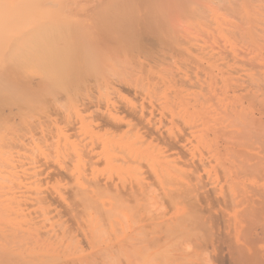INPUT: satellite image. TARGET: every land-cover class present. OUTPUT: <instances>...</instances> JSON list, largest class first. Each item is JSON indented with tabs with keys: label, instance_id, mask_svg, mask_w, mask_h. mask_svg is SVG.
<instances>
[{
	"label": "bare ground",
	"instance_id": "bare-ground-1",
	"mask_svg": "<svg viewBox=\"0 0 264 264\" xmlns=\"http://www.w3.org/2000/svg\"><path fill=\"white\" fill-rule=\"evenodd\" d=\"M154 1L111 0L90 5L81 3V0H0V264L8 260L7 256L13 258L11 255L28 260L29 264L38 260H41L38 264H65L70 251L77 249L75 242L63 244L64 237L60 246L56 243L58 247H54L56 244L52 241L54 246L50 241L39 238L40 232L33 234L28 230L31 233H26L16 228L14 233L12 227L17 224H11L12 215L15 216L20 206L15 209V195L11 199L6 195V189L17 183L15 179L18 174L13 170L20 171L17 164L21 163L23 156L20 152L25 148V142L35 141L34 134H28L35 129L37 122L40 126L46 125L45 122L52 123L48 119L52 114L66 119L64 129H60L63 142H58L60 151L64 153H68V147L76 145L69 138H77L72 135L79 130L82 133L85 131L84 120L73 123L71 116H65L58 110L57 103L74 106L81 103L83 111L94 110L90 118L95 121L99 132L103 131L97 138L101 144L95 143L100 150V154H97L111 171L119 161L128 169H133V163L156 156L160 144L169 153L167 157L175 161H189L187 157H190L194 144L203 145L204 132H199L193 144L194 141L189 140L192 139L191 133L188 139V133H183L182 127L181 130L167 128L175 122H184L191 130L192 126L187 125L192 124L188 122L195 121L196 124L199 117L203 120L208 115L205 105L209 97L203 93V78H199L203 63L199 54H195L194 42L190 43L197 39L194 40V31L196 34L199 31L204 33L200 28L205 27V21L210 24L214 22V29L223 30L225 28L222 27L228 25V18L231 17L233 21H239L234 27L239 29L240 33L237 32L242 39L254 43L258 48L261 33L255 26L264 20V0H190L191 3L186 0L190 6L192 3L196 6L194 9H190L184 0H177L179 5H185L183 9L177 7L176 0H173L176 7L173 4V7L170 6V0L166 1L167 6L162 5L163 0ZM158 2H161L159 7L152 4ZM180 25L185 29V32L182 31L184 29L181 32L186 34L182 39L186 37L190 41L186 38L183 41L180 31L176 33ZM201 34H198L200 38ZM204 34L207 39L206 32ZM235 36L239 37L238 34ZM186 72H190V76ZM192 73L195 75L192 76ZM102 98L103 101L106 99L104 107L100 106L102 101L99 105L97 102ZM189 106L192 107L191 111ZM186 127L183 130H188ZM92 148H95L94 144ZM228 150L227 153L232 151ZM39 153L45 152L39 150ZM14 157L19 158L17 161L20 162L12 163ZM27 158L30 159L29 156ZM49 165L56 166L52 168L56 169L54 175L57 177H68L67 170ZM47 166L43 168L44 173L41 171L44 175L49 170ZM244 166L247 168V165ZM201 170L196 172L201 173ZM241 172L236 174L238 179L235 181L228 178L232 183L227 190L225 186L219 188V185V189H207L203 177L194 179L190 174L175 176V188L170 192L168 203L172 206L171 217L161 221V218L150 216L149 239L146 238L144 242V251L136 253L141 260L138 263L264 264V180L258 182L254 178L251 184H247L239 180ZM171 174L172 171L169 172L170 178ZM45 176L43 179L48 183L51 178L48 180L47 174ZM48 198L49 195H45L46 202ZM124 206L126 208L122 203L120 207ZM229 210L231 213H228ZM6 227L13 231L10 228L5 230ZM10 230L14 234L5 240L2 233L9 236ZM28 234L31 237L36 234L37 238H31ZM117 238L121 242L122 237ZM60 250L67 255H59ZM79 251L75 250L74 253L78 254ZM74 253L70 255L75 257L77 254Z\"/></svg>",
	"mask_w": 264,
	"mask_h": 264
},
{
	"label": "rangeland",
	"instance_id": "rangeland-1",
	"mask_svg": "<svg viewBox=\"0 0 264 264\" xmlns=\"http://www.w3.org/2000/svg\"><path fill=\"white\" fill-rule=\"evenodd\" d=\"M109 1L111 0H81V3L86 2L90 5H99ZM166 1L169 2V0H163L164 3L162 2V5L165 4L167 6ZM170 1L172 3L170 2L171 4H169L172 7L173 5L176 7L175 4H177V7L179 6L178 8L181 9L183 6L179 5V2L182 0H178L179 2L176 0L175 4H173V0ZM187 2L188 1L184 3L187 4ZM152 4L159 7L161 2H158L156 5L155 3ZM189 4L187 5L190 9L196 8L193 3L191 4L193 7ZM221 13L223 14L222 11ZM182 21L183 20H181V22ZM231 21L235 23L233 24ZM228 22V25H225L226 27H222L225 29L218 31V28L214 29L216 23L211 22L212 24H210L209 21L208 23L205 21L204 29H200L202 31L204 30V33L206 32L207 39L203 32L202 34H204V38L200 33L201 31H197L198 34H201L200 38V35L196 34V31H194L195 38H192H194V40L197 39L196 41L191 40L190 42L191 44L194 42L193 44L195 47L194 45L193 47L197 50L195 54H199L198 56L203 63L201 69L202 72L199 71L201 74H199V78H203L201 80V84L204 87L203 93L206 95L208 94L207 96L209 97V101L205 105L208 115L207 118L203 120L199 117L196 120V124L195 121L193 123L188 122L192 124L187 125L189 127L192 126L191 130L186 127V123L184 122H177L178 124L175 122L167 126L168 129L172 127L173 130H181L180 128L182 127L183 133L185 132L186 134L187 131L188 134H186V136H188V139L189 133H191L190 138L192 139L189 140L192 142L194 141L193 144L196 142L195 139L199 132H204V138L202 139L203 145H197V143L194 144L195 147L191 148L189 154L190 157H187L189 161H185L187 159L175 161L172 157L171 160L170 157H167L169 153H166L165 148L160 144V151L158 149L159 153H157L159 155L156 154V156L148 159L143 158L139 163H133L134 165L132 164V166L130 164L133 169H128L127 165H123V163L119 161L117 162L118 164L116 163L118 168L116 167L111 171L105 167L104 163H102L104 161L99 158L100 156L97 154H100V150L99 148H96L98 145L95 143H98L99 145L101 144L97 138L102 135L101 133H103V131L100 133L99 129L96 127L95 121L90 118L91 113L94 110L85 112L83 111L81 103H78V106H74L66 104L65 102H59L56 106L58 110H60L65 116H71L73 123H78L81 120H84L86 125L85 128H88L89 130L84 129L85 131H83V133L79 130L82 134H79V131L74 133L72 136H76L77 138H69V140L73 139V142L75 141L76 145L73 144V146H75L74 148L73 146L68 147V153H64L60 151L58 142H63V135L62 133L60 134V129H64L66 119L52 114L48 117L52 123L49 122V124H47L45 122L46 125L42 126H40V123H36L35 129L28 134V136L34 134V143L27 140L25 142V148L22 149V151L20 150L21 152L19 151L23 156L20 158L21 163L17 164L20 162L17 161L19 159L17 157H14L16 161L13 159L14 161L12 162L14 164L17 162L16 164L19 167H17V169L20 171L13 170L14 172L16 171V175L18 174L16 176L18 178L15 177L18 180L15 179V183H17L6 189V195L10 199L12 195H15L14 199L16 198V200L14 206L15 209L16 206H20V211L18 210L19 212L17 211L18 214L15 213V216L12 215L11 224H17L15 225L16 227H12L14 231L12 228H9L14 233L16 228L18 231L22 230L21 232L26 231V233L33 232V234H39L40 232L38 236H40L39 238L41 240H46V242L48 240L50 243L52 241L54 244L57 243L58 246H60L59 243H61L63 237L64 240L62 239V242L65 245L69 241L70 243L75 242L74 244L77 246V249L75 250L80 251L77 254L74 253L75 250H71L70 254L72 253L73 255L74 253L77 255L74 257L69 254L65 258V264H140L141 262L138 263L139 256H136V253L144 251V242L149 239L147 233L150 231V226H148V224L151 225L149 221L150 216L161 218V221H164L166 218L170 219L171 217L172 206L168 203L171 199L169 197L170 192L175 188V181L173 179L175 176L180 177V175L190 174L194 179H202L203 177L204 179L202 181H205V185L207 184V189H219L221 186H225V190H227L229 187L228 185L232 183L230 180L235 181L238 179L236 174H239L240 171L242 172L241 179L239 180L245 181L247 184H251L254 181V178L256 181L258 179V182L264 180V20H262V23H258V25L256 24L255 26L259 29V33H261L258 37V48L254 43H248L245 39H242V36L238 31L239 29L237 30V28L234 27L237 25L236 23L239 22L238 20L234 19L233 21L230 17L228 18ZM206 24H209V26ZM239 24L240 23H238V25ZM212 25H214V27H212ZM180 27L183 26H178L176 28V33L177 30L180 31V33H178L182 39L186 34L181 32V29H184V27ZM208 28H210V30H208ZM182 31L185 32V29ZM235 33H237L239 37L235 36L237 35ZM177 34L176 36L180 38ZM210 37H212V39ZM184 39L182 40L185 41ZM187 39L188 38H186V40ZM188 40L190 41V39ZM183 73H181V79L184 78ZM187 75L190 76V72L189 74L187 73ZM191 75L193 76L195 74L192 73ZM100 101H102L100 106L104 107L106 105V99H104V101L103 98L98 100V105ZM191 108L192 107L189 106L190 111ZM190 111L189 113H191ZM179 123L181 124L179 125ZM193 124H195V126ZM184 127H186V129L188 128V130H183ZM193 127H196V131ZM68 133L72 134L70 131ZM59 137L62 139H59ZM93 144L95 146L94 149L92 148ZM32 150H34V152ZM39 150L45 152L46 155L45 153L40 154ZM227 150L229 152L232 151L227 153ZM27 156H29L30 159H28ZM94 156L96 158H94ZM45 163L47 165H57L60 169L67 170L68 177L66 179L57 177L54 175L56 169L52 168L56 166L49 165L51 169H53L51 170L50 167L44 165ZM41 164L43 165L41 166ZM94 164L96 165L94 166ZM193 164L198 167V170H196V167ZM256 164L258 166H254ZM191 165H193V167ZM244 165H247V168ZM46 166L49 170L46 171L45 175L47 174L48 180L49 177L51 178L47 181L48 183L44 181L46 176L43 174ZM200 168H202V170ZM38 170L39 172H37ZM200 170L201 173L196 172ZM41 171L43 173H41ZM170 171H172V178H170L169 175ZM180 171L184 172V174L180 173ZM230 172L232 174H230ZM257 172L261 175L259 176ZM49 173L51 175H49ZM234 174L235 177L233 176ZM243 174L245 175V179L243 178ZM247 175H250L251 177H248ZM40 177L42 179H40ZM228 178H230V180ZM42 180L44 181L43 183ZM217 186L219 188H217ZM45 195H49L50 197L48 198V202L44 199ZM76 196L77 198H75ZM149 199H153L154 201H152L154 203ZM4 203L7 205L6 201H4ZM122 203L123 205H126V208L125 206L123 208L120 207ZM130 211H132V213ZM230 211L231 210H229L228 213ZM135 215L138 217H135ZM128 220L130 221L128 222ZM9 228L4 229L8 230ZM5 230L3 231L4 233L6 232ZM11 230L9 236L2 233L5 240H8L6 238L13 236L12 234L14 233ZM7 233L9 234V231ZM138 233H141V236ZM28 235L26 236L27 238L29 236L31 237V235ZM34 237L37 238L36 234ZM117 237H119V239L121 237L124 238L123 240L121 238L120 242ZM127 239H129L128 244ZM122 241L124 243H122ZM4 243L6 242L4 241ZM53 243L51 244L53 245ZM57 244L56 246H53L58 247ZM58 254L62 255L63 253L60 250ZM113 254L115 255L113 256ZM64 255L67 254L65 253L62 256ZM62 256H59L60 259L65 257ZM9 257L7 256L8 260L5 258L7 261L4 259L5 264H19L18 261L21 260L19 257L18 259L15 258L16 256L12 255L11 257L15 259H10ZM110 257L113 259L111 260ZM63 260L62 263H64ZM14 261L17 263H14ZM21 261L20 264L24 261L26 264L30 263L27 262L28 260ZM40 261L41 260H38L39 263H41ZM34 262L35 261L32 263ZM38 262H35L34 264H38ZM59 262H61V260Z\"/></svg>",
	"mask_w": 264,
	"mask_h": 264
}]
</instances>
